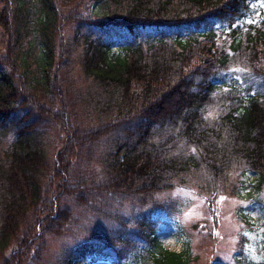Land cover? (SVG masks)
<instances>
[{"label":"trees","instance_id":"16d2710c","mask_svg":"<svg viewBox=\"0 0 264 264\" xmlns=\"http://www.w3.org/2000/svg\"><path fill=\"white\" fill-rule=\"evenodd\" d=\"M83 1L3 0L0 264H28V242L62 231L71 200H89L94 215L118 228L113 234L96 225L60 264L121 261L139 239L151 245L146 264H190L188 247L161 245L154 215L171 203L158 195L192 186L213 197L222 191L220 178L235 191L230 174L238 171L255 175L251 187H264V26L242 28L264 0H86L94 18L69 14L70 39L63 11ZM220 23L231 28L229 43L202 32ZM106 35L128 38L121 53L102 40ZM232 67L263 88L232 85L231 95L216 100ZM209 108L217 114L208 116ZM44 111H66L74 120L52 162ZM54 172L59 178L49 177ZM100 200L131 209L126 216Z\"/></svg>","mask_w":264,"mask_h":264},{"label":"rangeland","instance_id":"374dc122","mask_svg":"<svg viewBox=\"0 0 264 264\" xmlns=\"http://www.w3.org/2000/svg\"><path fill=\"white\" fill-rule=\"evenodd\" d=\"M3 6V0H0V10ZM71 8L75 10L73 11ZM253 8L255 9L253 15L243 18L244 21H237L238 23L243 21L242 28L247 27L250 23L264 26V2L254 5ZM95 10L94 5L85 0L77 8L75 5H71L63 11V17L67 18L62 20L64 28L67 30V37L71 36L70 39L73 37V23L71 24L72 21L68 18L69 14H73V18L80 16L92 19ZM209 30L214 32L216 43L225 40L226 43H229L231 28L228 27V24H216L212 29L202 32ZM102 40L109 43L112 52L116 54L121 53L123 46L128 43L127 37L119 35H106ZM5 42L4 30L0 25V55L4 50ZM75 74H79L78 71ZM220 84L221 87L216 90L214 95L216 100L222 99L224 95H231L232 85H237L241 89L252 88L250 92H254L257 87L263 88V86L260 87L254 76L241 67H232L223 73ZM30 103L32 102L29 101ZM48 113L44 111L43 117L50 118L51 121L44 126V131L46 132L48 157L52 162L55 152L62 147L65 131L71 129L74 120L72 121L70 114L68 116L66 111L58 117L51 115L50 111ZM207 114L211 117L215 116L217 109L209 108ZM61 122L63 124L59 129L57 125ZM66 158H70V156L67 155ZM59 175L66 177L65 169H60ZM54 176L59 178L55 172L49 175L50 178ZM230 176L232 181H236L239 189L236 188L234 191L232 187L225 188V178H220L217 181L220 182L222 191L213 197L209 196L208 198L192 186L176 187L158 195L160 200L171 203L168 211L154 215L157 235L164 249L181 251L188 247L191 255L190 264H264V187L257 190L250 186L255 179V175L252 173L241 174L238 171V173H231ZM233 191L234 193H232ZM71 201V218L62 231L57 234L43 232L40 242H28L29 249H31V252L27 253L30 256L28 264H60L61 257H64L67 252L72 251L76 245L89 237V230L96 228V225L110 228L113 230V234L114 230L118 228V225L105 222L101 217L94 215L92 209L85 206L90 203L89 200L82 204ZM106 202L108 203V201ZM106 202L100 200L99 205L128 216L127 210L131 209L128 202H124L118 210L115 208L116 203L111 206V202L110 205H106ZM120 206L121 204L118 205V207ZM127 230L129 236H134L131 229ZM136 246L124 260L89 257L87 264H146L149 259L148 255L152 254L149 252L151 245L146 240L139 239ZM10 250L12 247L7 248L5 252L9 254ZM35 251L40 253L38 257H36ZM3 256L1 254L0 263Z\"/></svg>","mask_w":264,"mask_h":264}]
</instances>
